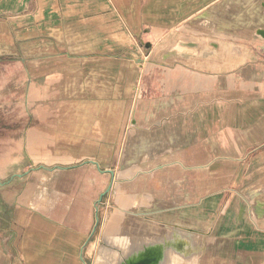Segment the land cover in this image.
Segmentation results:
<instances>
[{
	"label": "crops",
	"instance_id": "obj_1",
	"mask_svg": "<svg viewBox=\"0 0 264 264\" xmlns=\"http://www.w3.org/2000/svg\"><path fill=\"white\" fill-rule=\"evenodd\" d=\"M181 41L209 46L212 56L194 63L171 59L167 64L145 66L142 83L132 86L136 100L129 115L127 61L144 64L142 47L153 55ZM0 67V80L6 82L0 83V114L3 107L9 115L18 109L16 103L4 101L6 90H15L14 67L20 68L18 78L27 83L24 109L31 112L20 124L8 115L0 118V162L5 160L4 146L13 151L12 147L25 144L26 160L46 169L51 160L41 156L42 150L46 143L59 141L65 143L64 151L77 149L67 157V165L83 159L101 172L104 160L97 150L104 143L112 146L114 110L121 114L117 124L125 129L122 154L132 136L136 137L134 152L155 154L147 168L133 166L135 180L138 175L147 180L149 170H164L180 158L190 165L193 158L186 156L194 148L206 152L201 165L206 172L218 162L230 169L227 173L249 168L251 159L264 152V97L256 90L245 99L231 92L239 84L254 85L260 91L264 83V0H0ZM68 70L92 75L89 92L93 98L74 106L79 113L72 121L58 116L65 106L51 101L52 86L47 83ZM224 86L231 88L224 93ZM36 87L42 93L32 103ZM211 92L219 94L213 101L224 102L227 96L231 101L222 103L218 112L217 141L202 122H193L191 110L200 105L203 94ZM252 96L253 100L247 99ZM37 110L40 116L34 118ZM19 127H23L20 133ZM72 141L81 143L67 144ZM82 142H91L96 149L82 152ZM8 160L5 174L18 172V158ZM258 168L264 171V167ZM263 183L264 179L254 185L256 190ZM94 206L100 210L96 202ZM77 210V219L69 225L53 221L52 234L46 236L55 240L57 256L70 254L75 264H82L89 234L86 210L80 204ZM96 217L98 220L99 214Z\"/></svg>",
	"mask_w": 264,
	"mask_h": 264
},
{
	"label": "rangeland",
	"instance_id": "obj_2",
	"mask_svg": "<svg viewBox=\"0 0 264 264\" xmlns=\"http://www.w3.org/2000/svg\"><path fill=\"white\" fill-rule=\"evenodd\" d=\"M148 53V50L142 47L141 58L144 64H136L133 60L127 61L129 115H131L136 100V89H132V86L142 83V79L146 76L143 74L145 66L161 65V63L150 62L149 59L152 55ZM1 69L0 67V74L3 71ZM11 72L16 76V80L13 82L15 90L13 92L6 90L4 101L11 105L16 103L18 109L9 115L3 112V107L0 118H8V115L11 120L20 124V121L31 114L30 111L26 112L24 109V87L27 83L22 78H18L22 73L20 68L14 67ZM83 73L68 70L61 77L47 79L49 86H52L51 101H60L65 106V110L61 109L58 116H64L65 119H68L67 121L78 117L79 110L74 106H77L79 102L88 101L93 96V92H89L92 86V82H90L92 75L89 77ZM2 82L0 80V83ZM3 83L6 84V82ZM13 84L10 83L11 88H13ZM260 84L258 85L260 86ZM261 86L259 91L254 85L247 87L239 84L231 92L236 97L240 95L242 99H245L244 96L253 95L256 90L259 92L258 95L264 97V83ZM243 87L245 90L242 89ZM230 88V86H224L223 92H227ZM41 93L40 87L33 89L32 95L36 101L32 100V103H37ZM221 93L220 96H222ZM216 94L215 92L203 94V101L200 102V105L197 103L199 106H193L191 110H193V122L195 124L202 122L204 127H208L211 136L215 135L217 141L218 112H221L222 103L229 104L231 101L227 100L228 96V98L225 97L224 102L222 100L213 101L214 98L219 97V94ZM249 98L252 99L253 96L247 97V99ZM113 99L116 100L114 96ZM120 115V112L117 113L114 110L115 131L111 148L110 146L106 147V143H104L105 146L97 150L100 154L98 156L104 160L101 165L103 170L115 169V172H118L120 169L125 141V129L121 127V123L117 124L118 121H116L117 116L119 118ZM33 116L34 118L39 117L40 111L34 112ZM117 126L119 128H116ZM22 129L23 127H19L18 132L20 133ZM70 134L73 137V131ZM50 137L56 139L58 136L51 135ZM97 142L95 141L93 146L96 147ZM75 143L80 144L81 142L72 141L67 144L74 145ZM64 145L65 143L59 141L45 144V151L42 150L41 156H46L51 160V164L46 169L39 165L33 166L26 160L25 144L17 146L18 149L12 147L13 151L9 146L3 147L2 155L5 160L0 162V225L2 226L0 230V264H75L70 254L56 255L55 240L48 238L46 234L53 230V221L61 220L69 225L72 219H77L79 204L86 210V227L89 234L87 242L83 245L84 261L82 264H98L97 249L103 231L112 224L118 215L136 211V209L129 210L125 204L148 207L158 200L165 204V209L181 212L185 208L199 207L204 199L212 195L218 197L215 212L204 219L206 225L204 231H198L199 234L206 237L210 235L206 242L208 248L205 247L204 252L206 253L202 254L195 264H221V260L227 254V243L232 242L234 247L239 250L243 246L242 240L247 243L246 254L253 260L252 264H264V224L257 221L254 205L246 193L251 190V185H257L260 180L264 179L262 175L264 171H259L263 169L258 168L264 167V152L256 154L251 159L249 168L242 166L240 169L238 168L239 170L231 173H227L230 169H224L219 162L211 167V172H206L201 165L206 160L207 154L196 148L186 156L189 159L193 158L190 165L184 161V158H180V161L174 163L173 166H167L164 170H149L147 180L142 179L143 175H138V180H135L137 178H134L133 173L120 175L118 172L111 193L103 198L100 210H98L94 206L95 202L111 183L112 174L99 172L95 164H85L86 161L83 159L76 158L75 162L72 164L68 162L71 165H67L66 162L70 161L67 157L74 154L73 152L77 149L74 147L73 152L69 148V151H64L62 149ZM82 146H84L82 152H88L89 148L93 147L91 142H82ZM12 157L18 158L20 167L17 168L18 172L15 170V173L6 175L7 165L10 163L8 159ZM205 175L209 180H207L209 182L207 187ZM123 189L126 191L125 195H123ZM236 199L241 201L244 221L251 225L246 234H244L245 228L243 227L246 223L243 224V221L238 223L241 225L240 230H238V225L228 228L229 231L220 228L219 222L222 215ZM97 214H99V220H97ZM223 233L227 236H223ZM56 243L58 244V241ZM208 243L210 244L208 245ZM51 244L53 245L51 246ZM7 252L12 255L8 256ZM213 254H216V261L209 260V257L214 256ZM240 261L238 260L234 264H240Z\"/></svg>",
	"mask_w": 264,
	"mask_h": 264
},
{
	"label": "water",
	"instance_id": "obj_3",
	"mask_svg": "<svg viewBox=\"0 0 264 264\" xmlns=\"http://www.w3.org/2000/svg\"><path fill=\"white\" fill-rule=\"evenodd\" d=\"M208 47L200 43L181 41L175 46L154 53L149 61L167 64L171 59H183L194 63L212 56ZM132 124H137V118L134 116ZM135 138H130L131 143L123 153L118 170L120 175L132 174L135 164H140L143 169L147 168L149 161L155 157L151 152H134ZM101 172L112 174V179L106 191L101 193L96 201L97 208L103 198L111 193L118 173L113 169ZM158 202L155 200L153 205L148 207L125 204L129 210L136 211L119 215L122 218L117 223L112 222L103 231L97 249L98 264H195L196 260L206 253L204 251L208 248L207 237L210 235L206 237L198 233L204 231L205 220L196 216L177 218L179 212L165 209V204L157 205Z\"/></svg>",
	"mask_w": 264,
	"mask_h": 264
},
{
	"label": "bare ground",
	"instance_id": "obj_4",
	"mask_svg": "<svg viewBox=\"0 0 264 264\" xmlns=\"http://www.w3.org/2000/svg\"><path fill=\"white\" fill-rule=\"evenodd\" d=\"M258 185V183H257ZM256 185V186H257ZM255 186V187H256ZM127 187V186H126ZM254 186L251 187V190L246 191V193H248V197L251 199L252 205H254V212H255V216L257 221H259L260 223L264 224V183L259 185V188L256 190ZM124 194L125 195V190L123 189ZM127 197V196H126ZM218 197L216 196H211L209 198H206L203 200L202 204L197 207L194 206L192 208H185V210L179 212L177 214V218L182 217L183 219H185L188 216H192L196 218H200V219H206V217L209 214H213L215 212V208H216V203L218 201L217 199ZM124 201V198L122 199V203ZM158 201V200H157ZM157 205H164L161 201L157 203ZM230 207L225 211V213L222 215L221 220L219 222L220 224V228L221 230L224 231H229L228 228H231L233 226L238 225V223L241 221H243V224L246 223V221H244V213L242 211L243 207L241 205V201L240 199H236L233 201V203H231L229 205ZM119 215L117 216L116 219H114L112 222L117 223L118 220H120L122 217ZM239 228L238 230H240V226L238 225ZM244 229V234L248 233L250 230L251 225H249V223H246L245 226L243 225ZM238 234V233H236ZM226 235L223 233V236ZM227 236V235H226ZM242 247L237 250L234 245L231 243H227V254L225 255V257L221 260V264H234L236 261L238 262V260L240 261V264H252L253 260L247 256L246 254V241L242 240ZM210 244V243H208ZM214 245L212 244V247ZM214 256L209 257V260H214L216 261V254H213ZM218 256V255H217ZM208 260V261H209Z\"/></svg>",
	"mask_w": 264,
	"mask_h": 264
}]
</instances>
